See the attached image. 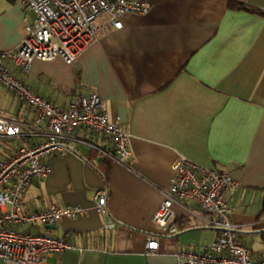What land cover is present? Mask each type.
<instances>
[{
  "label": "crops",
  "instance_id": "obj_1",
  "mask_svg": "<svg viewBox=\"0 0 264 264\" xmlns=\"http://www.w3.org/2000/svg\"><path fill=\"white\" fill-rule=\"evenodd\" d=\"M145 13H125L114 28L106 14L97 36L70 63L33 59L27 73L9 63L36 93L65 107L70 97L96 92L108 115L130 134V155L112 161L104 137L78 128V153L49 160L46 177L30 182L24 210L43 204L89 205L106 189L105 212L61 219L52 229L73 243L55 264H176L180 250L201 253L216 237L214 215L184 199L172 204L171 225L153 222L178 156L226 170L238 182L229 218L253 259L264 252V16L230 9L241 1L264 10V0H140ZM33 13L0 0V50L17 46ZM6 91V90H5ZM7 92V91H6ZM9 94V93H8ZM3 115L22 136L0 141V158L43 139L33 112L23 116L9 94ZM40 133V134H34ZM41 228V230H43ZM157 241L146 251L147 240ZM0 264H5L0 259Z\"/></svg>",
  "mask_w": 264,
  "mask_h": 264
},
{
  "label": "built area",
  "instance_id": "obj_2",
  "mask_svg": "<svg viewBox=\"0 0 264 264\" xmlns=\"http://www.w3.org/2000/svg\"><path fill=\"white\" fill-rule=\"evenodd\" d=\"M13 1L30 9L33 19L24 25V36L17 46L0 50V86L16 100L23 116L33 112L34 123L43 125V139L31 146L18 145L7 158H0V259L5 264H55L47 258L74 245L51 235L43 229L45 225L104 213L106 189L97 190L89 205L51 203L26 211L21 205L25 187L47 176L52 157L78 153L76 141L95 146L88 139H76V129L107 139L109 147L102 151L112 161L130 155V134L122 129L116 115H108L96 92L72 96L61 107L13 74L9 63L21 73H27L33 59L59 56L70 63L96 38V20L101 14H106L114 28H120L123 14L145 13L150 5L140 0ZM22 135L20 124L0 111V141ZM237 187L238 182L226 170L204 168L183 156L176 158L153 222L176 233V227L171 225L172 204L189 199L200 211L214 215L211 224L217 230L216 237L203 246L201 253L180 250L176 264H264V252L253 259L229 218V199ZM144 248L154 251L157 241L147 240Z\"/></svg>",
  "mask_w": 264,
  "mask_h": 264
},
{
  "label": "trees",
  "instance_id": "obj_3",
  "mask_svg": "<svg viewBox=\"0 0 264 264\" xmlns=\"http://www.w3.org/2000/svg\"><path fill=\"white\" fill-rule=\"evenodd\" d=\"M227 7L230 9L244 10V11L249 12V13L264 16V10L263 9H260L258 7H255L253 5H250L248 3L241 2V1H228Z\"/></svg>",
  "mask_w": 264,
  "mask_h": 264
},
{
  "label": "rangeland",
  "instance_id": "obj_4",
  "mask_svg": "<svg viewBox=\"0 0 264 264\" xmlns=\"http://www.w3.org/2000/svg\"><path fill=\"white\" fill-rule=\"evenodd\" d=\"M9 101H10L9 94L5 91V89L2 86H0V110L1 111H4L7 108Z\"/></svg>",
  "mask_w": 264,
  "mask_h": 264
},
{
  "label": "water",
  "instance_id": "obj_5",
  "mask_svg": "<svg viewBox=\"0 0 264 264\" xmlns=\"http://www.w3.org/2000/svg\"><path fill=\"white\" fill-rule=\"evenodd\" d=\"M54 227H55V224L54 223H50V224H46L45 225V228H47V229H52Z\"/></svg>",
  "mask_w": 264,
  "mask_h": 264
}]
</instances>
